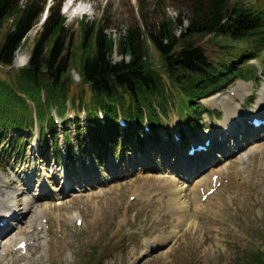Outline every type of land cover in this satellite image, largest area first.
I'll return each instance as SVG.
<instances>
[{
  "label": "rangeland",
  "instance_id": "374dc122",
  "mask_svg": "<svg viewBox=\"0 0 264 264\" xmlns=\"http://www.w3.org/2000/svg\"><path fill=\"white\" fill-rule=\"evenodd\" d=\"M76 1L86 3L87 6L81 8L86 10V15L77 14L72 19L65 13V0H37L38 8L43 9L38 22L31 26L16 51L12 67L2 69L0 74L4 76L3 72L17 70L27 64L35 40L43 32L45 14L50 15L51 9L57 10L66 19L60 31L61 42L65 46L69 44V55L74 60L81 54L77 47L84 38V32L80 29L82 19L85 30L93 35L100 29L102 35H110L117 40L132 27L138 28L143 35V23L151 27L162 15L172 20L178 18V14L189 16L184 6L187 0ZM244 1L254 4L257 0ZM18 2L25 5L27 0ZM48 8H51L49 13L46 12ZM187 25L188 20L184 18L181 29ZM10 26V20L5 22L1 28L2 34ZM179 33L180 29H177L176 35ZM198 41L208 56H213L219 50L213 38ZM217 41L223 45L232 44L223 39ZM147 51L152 63L158 66L160 61L154 48L148 45ZM18 59L20 66L15 65ZM121 59L122 56L114 51L112 60L117 62ZM249 62L245 66L251 68L254 78L249 81L233 80L221 92L202 98L200 105L203 111L199 112V119L194 120L191 127L186 124L190 111H185L178 98L170 100L167 114L161 118L157 131L160 133L163 128L168 132L185 129L188 136L185 135L180 146L171 143L172 137L161 143L154 136L142 135L138 131L139 141L129 131L120 132L119 135L110 134L105 129V121L98 128L97 135L90 131L89 121H79L74 125L70 122L68 129L65 128L69 144H64L62 119L55 111L52 116H58L57 135L49 129L43 132L41 126L35 124L30 127V133L21 135V150L13 151L11 135L14 132L9 131L6 144L0 147L5 161L3 170H0V178L3 179H0V184L1 187L5 186V182L11 184L5 190L0 187V210L9 202L3 199L4 205L1 203L2 195L5 196L3 193L18 192L17 188L19 193H23L20 196L22 205L18 202L19 208L24 207L25 203V207L31 206V211L18 215L19 223L16 225L15 221L12 222L11 232L4 240L0 239L3 242L0 244V255L1 250H7L6 245L11 242L10 250L0 257V264H250L258 253L264 254V128L259 130L257 139H252L249 146H243L232 157L218 156V151L226 153L236 143L230 139L222 146L214 145L213 140L209 154H203L205 159L198 153L192 160L187 153L182 158L177 157L179 149L188 150L191 142L203 145V133L211 131L212 134L223 123L226 113L224 102L229 99L230 92H236L237 87L238 92L241 89L245 91L251 84L248 92L236 99L242 105L240 112L251 113L258 100L264 99V66L263 69L259 68V64L264 65V51ZM255 64L258 65L257 69ZM76 66L77 69L71 74L75 85L80 86L78 63ZM240 82L245 84L239 86ZM66 104L67 113L81 109L68 99ZM237 106L241 107L239 104ZM104 116L106 120V114ZM38 130L44 142L42 146L31 141ZM56 140L60 142V148L55 144ZM67 152L70 154L66 156ZM252 154L253 157L249 158ZM209 160L210 163L205 165ZM223 169L221 187L198 204L200 206L194 214L196 223L189 227L180 225L172 240H166L168 243L164 245H152L154 249L149 248L148 251L147 245L157 237H172L173 226L178 225V220L173 214L174 210L170 211L168 193L158 192L150 197L131 200L134 191L150 188L151 185V189L161 186L162 183L154 178L160 175L169 177L174 170H178L176 179L182 183L179 173H199L197 177L194 176L197 180ZM24 172L35 175V184H31L29 189H26L25 180L22 179ZM56 173L57 179L69 183L70 188L64 191L61 200L64 206L54 208V213L50 210L45 217L50 228L46 233L39 230V213L44 200L38 194L36 197L32 195L36 194L37 189L41 191L39 181L44 179L45 174L54 176ZM47 186L46 183L42 185L44 191ZM76 218L82 220L81 225H76ZM24 238L31 244L27 251H13L17 242Z\"/></svg>",
  "mask_w": 264,
  "mask_h": 264
},
{
  "label": "trees",
  "instance_id": "16d2710c",
  "mask_svg": "<svg viewBox=\"0 0 264 264\" xmlns=\"http://www.w3.org/2000/svg\"><path fill=\"white\" fill-rule=\"evenodd\" d=\"M186 2L189 16L178 14L172 20L162 15L151 27L143 23V35L132 27L117 40L102 35L100 29L93 35L85 30L82 20L80 29L84 38L77 47L81 52L77 60L70 57L69 44L65 46L61 42L65 17L51 9L27 64L17 70L2 71L4 76L0 74V147L6 144L9 131L13 130L17 133L11 139L13 151L21 150L20 137L35 120L56 134L57 126L50 113L57 108L64 116L66 99L85 105L88 126L95 135L101 124L97 120L100 108L106 113L105 124L110 134H119L116 118L121 113L129 120L131 133L138 141L136 127L141 129L144 119L158 125L159 112L166 114L173 96L185 111H190L187 123L192 125L193 119L198 118L202 98L219 92L233 80L252 77L251 69L245 65L264 49V0H257L255 5L244 0ZM42 11L37 0H27L25 5L18 0H0V71L12 67L16 51ZM184 18L188 25L181 29ZM9 20L13 28L10 26L2 34L1 28ZM205 36L213 39L221 36L243 46L230 47L215 41L219 50L208 56L198 44ZM148 45L158 55V66L151 61ZM114 51L122 56L120 61L112 60ZM73 62L78 63L80 86L73 81L71 73L77 69ZM153 134L156 136V130ZM63 135L67 143L66 130ZM3 163L0 153V169ZM250 264H264V254L258 253Z\"/></svg>",
  "mask_w": 264,
  "mask_h": 264
},
{
  "label": "bare ground",
  "instance_id": "6f19581e",
  "mask_svg": "<svg viewBox=\"0 0 264 264\" xmlns=\"http://www.w3.org/2000/svg\"><path fill=\"white\" fill-rule=\"evenodd\" d=\"M91 8H94V6H91ZM82 11L86 12L85 9H82ZM15 65L16 66L21 65V62L19 61V59L15 61ZM244 84H245L244 82H240L239 86L244 85ZM250 86H251V84H250ZM248 88L245 91H242V89H241V91L238 92L239 87H237L235 95L233 97L228 96V98H229L228 100L225 99L226 101L224 102V106H225L226 113L224 116L223 123L220 124L219 127L215 128L217 130L213 131L212 134H211V131H207V132L203 133L202 142L206 139L213 138L214 135H216V137L218 135H224L223 141H227L228 139H231V138H233L232 140H235L234 138H241L242 142H245L246 141L245 135H247V134H250V136H252L253 139L256 138L258 131L256 130V128H253L251 132L249 131L251 128H247L248 126H246V125H248L247 119L248 118L250 119L251 116L252 117H261L262 115H264V99L258 100V105L256 106V108H254V110L251 113H243V111L240 112L239 109L240 108L242 109V105L239 102H236V99L241 97L246 92H248ZM237 104H239L241 107L238 108ZM238 120H240V121H238ZM218 121L221 123L220 119ZM231 124H234V125L231 126ZM237 141H238V139H237ZM241 143L235 145L234 147H232V146L229 147L228 149H231L230 154L225 158L232 157L237 151H239V149L244 146V144H241ZM217 144L222 146L223 143L217 142L216 145ZM192 145L194 146L195 143H193ZM197 152H198V154L202 155L203 159H205L203 154H208V153L203 152L202 150H199ZM178 153L179 154H177V157L182 158V155L185 152H183V150L180 148ZM218 153H222V150H220ZM195 157H190V158L192 160ZM224 170L225 169H223V171L213 172L209 176L205 175L203 177L198 178L197 180H195L194 176L197 177L199 175V173L190 172L191 174H187V175L179 173L180 179L183 180L182 183H179L178 180L176 179V177L178 176L177 175L178 170H174L173 173L170 174L169 177H167V176L165 177V175H163V176L160 175V177L154 178L157 182L162 183L161 186L154 187L153 189H151V187H152V185H151L150 188L136 189L134 191V195H135L137 200L141 199L142 197H150L151 195L158 193V192L168 193L169 199L167 202H169V204H170L169 205L170 211H172V209L174 210L173 214H175V216L178 220V225L173 226L172 237H170L168 235L165 237H163V236L157 237L156 239H154L153 242H151V244L149 243L147 245L148 251L150 249H152V250L154 249V248H151L152 245H154V246L164 245V244L168 243L170 238L172 240L177 235V231H175V230L178 227H181L180 225L189 227L190 225L193 226L196 223V217L194 214H195L196 210L198 209V207L200 206V205H198L197 200H198V198L201 197V189L202 188L205 189V187L212 182L213 176H215V175L222 176L224 174L223 173ZM45 178H47V179L44 180ZM22 179L25 180L26 189H29V186L33 183V181H35V175L33 174V172H24ZM44 179L39 182L40 183L39 186H41V190H42L43 189L42 185L44 183L48 184V186H47L48 191L46 190L44 192V195L41 194V196H42L41 198L44 200V203H43V205H42L43 207L39 213L40 219L45 218V217L47 218V215L50 214L49 212H51L50 210H52V212H53V210H55L56 208H61L64 206L61 203L62 202L61 200L63 198L65 188H66V186H68V183L64 184L61 182V184H57V182L59 181L57 179V173L54 176H50L48 174L47 175L45 174ZM1 180H3V179H1ZM9 184H11V182H8V183L5 182V184H4L5 186L3 185L4 187H1V184H0V187L3 188V190H5V188H7L9 186ZM16 190L18 192H16V191L4 192L3 194L5 196L2 195V198H1V203L3 205H4L3 199H5L4 202L9 201V202H6L5 207L3 206L4 208L2 207V209L0 210V220H6L7 219V223L4 226H0V239H2V240H4L5 237L8 236L9 232H11V229L9 230V228H11V226H12L11 221H16V220H14L16 215L17 216L18 215H24L25 213L28 214L31 211V206L25 207V203H24V207L22 206L21 208H19L18 202L22 201L20 196L23 193L22 194L19 193V189H17V188H16ZM39 191H40V189H37L36 194H34L32 196L36 197V195L39 193ZM47 192H51L52 195H47L48 194ZM10 194H11V196L9 197ZM13 202H14V204H12ZM52 202H55L54 203L55 205L51 204ZM21 205H22V202H21ZM27 205H29V204H27ZM35 216L37 217V215H35ZM25 217L26 216H24L23 219H25ZM77 219L78 218H76V221H77ZM166 240H168V241H166ZM22 241H25V239H22L17 243L20 244ZM0 243H3V242L1 241ZM18 244H16V245H18ZM10 245H11V242L6 245L7 250H1V251H8L10 248ZM147 249H146V251H147Z\"/></svg>",
  "mask_w": 264,
  "mask_h": 264
}]
</instances>
